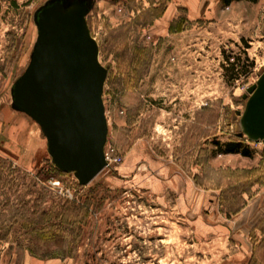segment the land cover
<instances>
[{"label": "rangeland", "instance_id": "1", "mask_svg": "<svg viewBox=\"0 0 264 264\" xmlns=\"http://www.w3.org/2000/svg\"><path fill=\"white\" fill-rule=\"evenodd\" d=\"M45 1L0 0V264H16L18 244L21 264H239L243 253L264 264V142L238 137L243 95L264 72V0L197 20L166 17L169 0L96 1L106 148L119 160L86 186L11 109ZM232 141L249 156L226 153Z\"/></svg>", "mask_w": 264, "mask_h": 264}, {"label": "water", "instance_id": "2", "mask_svg": "<svg viewBox=\"0 0 264 264\" xmlns=\"http://www.w3.org/2000/svg\"><path fill=\"white\" fill-rule=\"evenodd\" d=\"M94 2L47 0L37 8L29 59L11 87V109L38 124L54 167L79 186L107 167L103 94L109 70L88 23ZM243 99L238 137L264 142V72Z\"/></svg>", "mask_w": 264, "mask_h": 264}, {"label": "crops", "instance_id": "3", "mask_svg": "<svg viewBox=\"0 0 264 264\" xmlns=\"http://www.w3.org/2000/svg\"><path fill=\"white\" fill-rule=\"evenodd\" d=\"M249 0H240L231 3L229 6L231 7L235 4H240ZM259 1V0H258ZM223 4L222 0H169L167 10L165 12V16L173 19L176 17L178 10L180 8H184L187 11L188 18L190 20H197L209 15L212 16V11H210L212 6L221 7ZM245 258V262L239 264H262L260 261L257 263L256 258L252 259L251 255H247L243 253Z\"/></svg>", "mask_w": 264, "mask_h": 264}, {"label": "trees", "instance_id": "4", "mask_svg": "<svg viewBox=\"0 0 264 264\" xmlns=\"http://www.w3.org/2000/svg\"><path fill=\"white\" fill-rule=\"evenodd\" d=\"M235 1H240V0H222L224 6H229L231 3L235 2ZM250 1H252V2L255 3L258 0H250ZM236 66H237L236 63H231L232 70H235L236 69ZM240 144L241 143H239L237 141H232L230 143H227L225 145L224 151L226 153H239L240 152L244 156H249V153L247 151L243 150L241 148V145ZM42 215L43 216L46 215V211L45 210L42 212ZM21 247H22V245L18 244L19 251L17 253L16 264H21V262H22L23 252H22V248ZM262 261H264V258L262 259Z\"/></svg>", "mask_w": 264, "mask_h": 264}, {"label": "built area", "instance_id": "5", "mask_svg": "<svg viewBox=\"0 0 264 264\" xmlns=\"http://www.w3.org/2000/svg\"><path fill=\"white\" fill-rule=\"evenodd\" d=\"M106 147H107V146H106ZM105 158H106V161H107V166H108V164H109L110 162L119 160V159H114V158H112V157L110 156V152L108 151L107 148L105 149Z\"/></svg>", "mask_w": 264, "mask_h": 264}, {"label": "flooded vegetation", "instance_id": "6", "mask_svg": "<svg viewBox=\"0 0 264 264\" xmlns=\"http://www.w3.org/2000/svg\"><path fill=\"white\" fill-rule=\"evenodd\" d=\"M94 1H95V2H94V6H95V3H96L97 0H94ZM42 5H43V4H42Z\"/></svg>", "mask_w": 264, "mask_h": 264}]
</instances>
